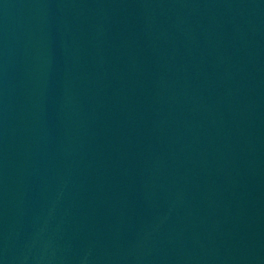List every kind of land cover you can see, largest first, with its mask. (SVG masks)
<instances>
[{
    "label": "water",
    "instance_id": "95a60500",
    "mask_svg": "<svg viewBox=\"0 0 264 264\" xmlns=\"http://www.w3.org/2000/svg\"><path fill=\"white\" fill-rule=\"evenodd\" d=\"M0 264H264V0H0Z\"/></svg>",
    "mask_w": 264,
    "mask_h": 264
}]
</instances>
